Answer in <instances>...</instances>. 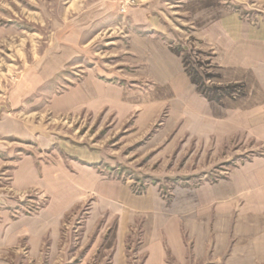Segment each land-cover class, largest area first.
Wrapping results in <instances>:
<instances>
[{
  "label": "rangeland",
  "instance_id": "374dc122",
  "mask_svg": "<svg viewBox=\"0 0 264 264\" xmlns=\"http://www.w3.org/2000/svg\"><path fill=\"white\" fill-rule=\"evenodd\" d=\"M201 1L0 0V264H108L102 251L117 220L109 198L126 206L124 192L137 201L153 190L170 203L174 189L216 182L264 153L251 141L191 134L176 118V96L129 58V37H157L205 99L242 95L241 84H220L221 49L200 37L190 12ZM218 1L260 18L258 0ZM89 89L116 104L86 109ZM75 164L100 182L72 200L52 180L62 183ZM141 222L137 215L126 235L127 264H142Z\"/></svg>",
  "mask_w": 264,
  "mask_h": 264
},
{
  "label": "crops",
  "instance_id": "0c3cea01",
  "mask_svg": "<svg viewBox=\"0 0 264 264\" xmlns=\"http://www.w3.org/2000/svg\"><path fill=\"white\" fill-rule=\"evenodd\" d=\"M257 2L260 18L251 21L218 0H203L190 9L200 37L221 49L220 84L243 86V94L235 99L224 98L221 103L205 99L184 75L181 57L162 39L149 35L128 39L129 58L146 62L150 79L176 96V118L185 121L191 134L218 145L242 140L241 144L264 146V0ZM173 62L175 70L170 67ZM174 73L176 88L170 87ZM96 91L89 89L86 94L92 98L82 102L94 112L105 100V94L102 99ZM111 101L117 100L106 98L104 103ZM74 166L75 173L64 167L68 178L52 183L66 193L71 190L72 200L77 194L95 193L99 175L90 167ZM62 169L59 165L54 171ZM124 194L126 206L112 204L109 198L106 207L117 213L114 233L102 251L110 255L108 264H127L125 238L137 215L142 217L138 248L144 253L142 264H264V153L239 163L216 182L174 189L170 203L153 190L137 201ZM62 206L52 221L59 220Z\"/></svg>",
  "mask_w": 264,
  "mask_h": 264
}]
</instances>
